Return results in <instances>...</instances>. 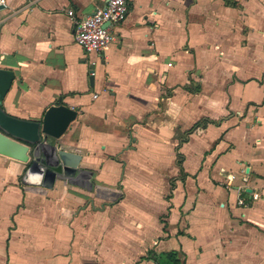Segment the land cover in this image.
Instances as JSON below:
<instances>
[{
  "label": "crops",
  "instance_id": "crops-1",
  "mask_svg": "<svg viewBox=\"0 0 264 264\" xmlns=\"http://www.w3.org/2000/svg\"><path fill=\"white\" fill-rule=\"evenodd\" d=\"M106 2L0 8L2 105L76 108L39 149L79 154L84 179L24 184L28 163L0 153V264H264V0H127L86 53L68 10Z\"/></svg>",
  "mask_w": 264,
  "mask_h": 264
},
{
  "label": "water",
  "instance_id": "water-1",
  "mask_svg": "<svg viewBox=\"0 0 264 264\" xmlns=\"http://www.w3.org/2000/svg\"><path fill=\"white\" fill-rule=\"evenodd\" d=\"M13 79L14 73L10 69L0 68V153L28 163L21 178L24 184L52 188L62 175L74 176L77 173L81 156L50 143L47 154L42 149L40 152L39 144L47 141L48 137L60 138L77 117L78 111L64 103H54L45 110L40 120L14 116L6 112L2 105ZM90 82L93 84L92 76ZM246 191L251 189L246 188Z\"/></svg>",
  "mask_w": 264,
  "mask_h": 264
},
{
  "label": "built area",
  "instance_id": "built-area-1",
  "mask_svg": "<svg viewBox=\"0 0 264 264\" xmlns=\"http://www.w3.org/2000/svg\"><path fill=\"white\" fill-rule=\"evenodd\" d=\"M6 0H0V6L5 5ZM129 10L127 0H107L100 7H97L91 14L75 20L72 9L68 10V15L75 22V41L81 45L86 53H103L107 46L114 39L113 26L121 23L127 16ZM107 23V25H105ZM93 74V72H91ZM66 182L77 179L84 180L81 172L74 176L62 175ZM86 184H90L91 174L85 177ZM254 198L259 197V193L253 194Z\"/></svg>",
  "mask_w": 264,
  "mask_h": 264
},
{
  "label": "rangeland",
  "instance_id": "rangeland-1",
  "mask_svg": "<svg viewBox=\"0 0 264 264\" xmlns=\"http://www.w3.org/2000/svg\"><path fill=\"white\" fill-rule=\"evenodd\" d=\"M50 147V146H49ZM49 147H47V146H44L43 147V151H46V153L48 154L49 153V150H50V148ZM192 157L190 158V161L188 162L189 164L192 162ZM188 163H187V166H188ZM80 182H82V180H79ZM80 182H78V183H80ZM88 184V183H87ZM89 185V184H88Z\"/></svg>",
  "mask_w": 264,
  "mask_h": 264
},
{
  "label": "trees",
  "instance_id": "trees-1",
  "mask_svg": "<svg viewBox=\"0 0 264 264\" xmlns=\"http://www.w3.org/2000/svg\"><path fill=\"white\" fill-rule=\"evenodd\" d=\"M58 103H60V102H58ZM168 256L169 257H173L174 256V252L169 253ZM174 261L176 262V259L175 258H174Z\"/></svg>",
  "mask_w": 264,
  "mask_h": 264
}]
</instances>
